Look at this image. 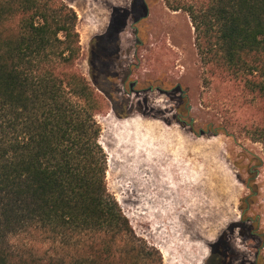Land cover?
Segmentation results:
<instances>
[{"label":"trees","instance_id":"16d2710c","mask_svg":"<svg viewBox=\"0 0 264 264\" xmlns=\"http://www.w3.org/2000/svg\"><path fill=\"white\" fill-rule=\"evenodd\" d=\"M166 3L188 14L208 78L264 101V0ZM76 22L63 0H0V264H162L107 189L98 115L109 101L124 117L128 100L110 91V51L101 63L94 46V86L76 68ZM248 131L264 146V119Z\"/></svg>","mask_w":264,"mask_h":264},{"label":"rangeland","instance_id":"374dc122","mask_svg":"<svg viewBox=\"0 0 264 264\" xmlns=\"http://www.w3.org/2000/svg\"><path fill=\"white\" fill-rule=\"evenodd\" d=\"M63 1L77 14L76 68L94 86V46L101 63L110 51V91L117 105L128 100L126 116L107 101L98 120L107 189L136 235L159 250L162 264H207L223 233L252 262L253 240L241 241L234 225L248 196L245 216L258 215L264 232V146L248 131L264 119V101L237 81L208 78L188 14L166 0ZM122 10L125 25L110 44L106 29ZM96 78L104 83L103 71Z\"/></svg>","mask_w":264,"mask_h":264},{"label":"flooded vegetation","instance_id":"af4514ba","mask_svg":"<svg viewBox=\"0 0 264 264\" xmlns=\"http://www.w3.org/2000/svg\"><path fill=\"white\" fill-rule=\"evenodd\" d=\"M130 71L127 73L129 76ZM135 83H133L130 90L135 89ZM181 120V117H179ZM245 207L240 216V220L235 223L234 227L237 228V236L241 241H246L245 238L253 240V246L255 247V255L252 262L248 264H260L262 249L264 247V232L259 231V216H245L250 208V201L248 196L244 198ZM231 227V230L234 228ZM246 256L235 250L232 247V242L226 233L220 235L211 245L210 253L207 259V264H246Z\"/></svg>","mask_w":264,"mask_h":264},{"label":"water","instance_id":"95a60500","mask_svg":"<svg viewBox=\"0 0 264 264\" xmlns=\"http://www.w3.org/2000/svg\"><path fill=\"white\" fill-rule=\"evenodd\" d=\"M149 89H150V90H153L154 88H153L152 86H149ZM192 122H193V119L190 118L189 124H191ZM199 133H200V132H199Z\"/></svg>","mask_w":264,"mask_h":264}]
</instances>
